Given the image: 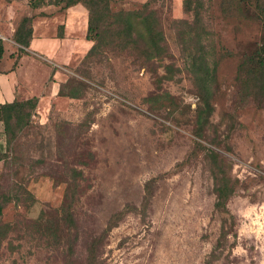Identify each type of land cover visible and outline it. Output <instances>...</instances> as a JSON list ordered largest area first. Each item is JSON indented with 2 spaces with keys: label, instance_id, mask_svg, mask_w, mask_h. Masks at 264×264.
<instances>
[{
  "label": "rangeland",
  "instance_id": "374dc122",
  "mask_svg": "<svg viewBox=\"0 0 264 264\" xmlns=\"http://www.w3.org/2000/svg\"><path fill=\"white\" fill-rule=\"evenodd\" d=\"M146 1L167 52L143 63L111 45L83 61L92 42L84 44L88 11L80 3L73 6L83 18L69 21L63 4L0 0L1 13L11 3L18 20L34 18L28 48L60 70V88L82 83L78 97L37 102L10 129L0 120V193L18 198L0 216L11 226L0 238V264H264V75L244 66L264 38V0H202L215 82L201 136L199 95L179 43V21L192 16L183 0H113L110 8ZM221 167L234 184L228 212L214 205L212 169ZM38 219L57 221V236L36 227Z\"/></svg>",
  "mask_w": 264,
  "mask_h": 264
},
{
  "label": "trees",
  "instance_id": "16d2710c",
  "mask_svg": "<svg viewBox=\"0 0 264 264\" xmlns=\"http://www.w3.org/2000/svg\"><path fill=\"white\" fill-rule=\"evenodd\" d=\"M113 0H27L28 5L35 9L44 5L63 4L62 8H68L75 4H82L88 11L87 26L85 32V39L91 41L92 44L85 53L83 61L89 60L92 56L98 55L101 48L106 45H111L119 51H129L131 54L140 59L143 63H147L155 58H161L166 54V46L163 32L160 28L159 20L150 2H144L140 7L134 9H117L112 10L110 4ZM203 5L202 0H183L184 14L192 16L189 21L188 17H182L180 23L184 27V31L179 36V43L182 54L188 70L193 76L194 84L197 87L199 95V104L196 107V124L197 136L202 135V128L208 121L212 112L211 97L213 94L212 85L215 82V65L209 63V53L204 44L203 38L206 34L202 29L201 15L199 9ZM264 10V8H263ZM32 17L23 16L16 25L15 31L12 35L13 41L18 45L19 56L22 53H28L26 48L29 46L32 37ZM264 23V19H263ZM4 38H0V59L4 52ZM16 61L14 62L15 66ZM244 66H248V70L253 76L263 78L264 75V38L255 57H250L244 62ZM71 87L68 91L59 88L58 95H65L69 98H76L81 92V85ZM162 99L168 98L172 101L174 98L168 92L161 95ZM38 102L36 96L24 100L14 99L10 102L0 103V120L4 124V128L10 129L12 121H21L24 118H29L32 110L35 109ZM214 163L217 165V154L210 151ZM0 160L5 162L4 156L0 154ZM213 184L215 193V207L221 211L228 212L227 201L234 193V184L225 170L221 167L219 169H212ZM21 193L25 198L31 196L26 189H22ZM15 195V194H14ZM11 192L0 193V216L6 204L13 200L18 201L17 196ZM150 192L147 191L145 195L146 201L149 200ZM27 199V198H26ZM65 221L72 220L69 211H63ZM123 214L122 211L115 213L107 222L105 231L109 230L116 224V220ZM59 222V221H58ZM39 226L47 229L55 237L58 234L57 221L53 220H37L36 227ZM11 229L9 223L0 225V238L3 239L8 231ZM226 231H222L218 245L222 244L225 238ZM97 246V244H96ZM95 247V246H94ZM214 259L215 253H212ZM90 260L95 261L96 253L94 249L88 252ZM207 264H211L209 260Z\"/></svg>",
  "mask_w": 264,
  "mask_h": 264
},
{
  "label": "crops",
  "instance_id": "0c3cea01",
  "mask_svg": "<svg viewBox=\"0 0 264 264\" xmlns=\"http://www.w3.org/2000/svg\"><path fill=\"white\" fill-rule=\"evenodd\" d=\"M6 8H9L7 9V11L9 10L8 16L0 12V34L5 37L4 52L0 59V103L36 96L38 102L44 105L58 94L60 70L52 71L49 65L44 62V60H48L40 56L39 52L34 49L27 48L29 54H23L16 58L18 45L13 41L12 35L19 20L15 17L16 11L13 10V4L8 3ZM73 11L76 13L72 14ZM83 14V10L78 6H70L68 20H77L78 17L81 19ZM32 21L33 37L34 18ZM84 41L85 46L89 47L91 42L86 39ZM15 61L16 64L13 66ZM38 72H43L40 81L33 78Z\"/></svg>",
  "mask_w": 264,
  "mask_h": 264
},
{
  "label": "built area",
  "instance_id": "2783aa9c",
  "mask_svg": "<svg viewBox=\"0 0 264 264\" xmlns=\"http://www.w3.org/2000/svg\"><path fill=\"white\" fill-rule=\"evenodd\" d=\"M0 38H4V36H2V35L0 34Z\"/></svg>",
  "mask_w": 264,
  "mask_h": 264
}]
</instances>
